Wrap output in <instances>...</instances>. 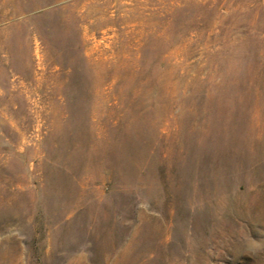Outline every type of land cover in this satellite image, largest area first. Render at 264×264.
Wrapping results in <instances>:
<instances>
[{
	"label": "rangeland",
	"instance_id": "rangeland-1",
	"mask_svg": "<svg viewBox=\"0 0 264 264\" xmlns=\"http://www.w3.org/2000/svg\"><path fill=\"white\" fill-rule=\"evenodd\" d=\"M0 264H264V0H0Z\"/></svg>",
	"mask_w": 264,
	"mask_h": 264
},
{
	"label": "clouds",
	"instance_id": "clouds-1",
	"mask_svg": "<svg viewBox=\"0 0 264 264\" xmlns=\"http://www.w3.org/2000/svg\"><path fill=\"white\" fill-rule=\"evenodd\" d=\"M258 251V246H250L245 249L246 254L255 255Z\"/></svg>",
	"mask_w": 264,
	"mask_h": 264
},
{
	"label": "bare ground",
	"instance_id": "bare-ground-1",
	"mask_svg": "<svg viewBox=\"0 0 264 264\" xmlns=\"http://www.w3.org/2000/svg\"><path fill=\"white\" fill-rule=\"evenodd\" d=\"M252 1V0H251ZM206 128V127H205ZM202 152V151H201ZM258 198V197H257Z\"/></svg>",
	"mask_w": 264,
	"mask_h": 264
}]
</instances>
